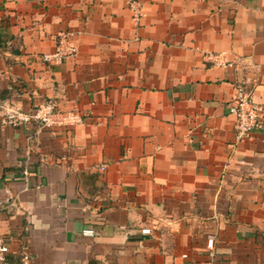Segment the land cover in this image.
<instances>
[{
  "label": "crops",
  "instance_id": "0c3cea01",
  "mask_svg": "<svg viewBox=\"0 0 264 264\" xmlns=\"http://www.w3.org/2000/svg\"><path fill=\"white\" fill-rule=\"evenodd\" d=\"M138 1L0 0V264H264V0ZM48 101L81 121H4Z\"/></svg>",
  "mask_w": 264,
  "mask_h": 264
},
{
  "label": "built area",
  "instance_id": "2783aa9c",
  "mask_svg": "<svg viewBox=\"0 0 264 264\" xmlns=\"http://www.w3.org/2000/svg\"><path fill=\"white\" fill-rule=\"evenodd\" d=\"M128 7L131 11L132 19L136 22L139 21L143 15L142 4L138 0H128ZM74 32L67 30L58 34L57 46L53 53L44 54L42 56L44 61H52L56 64L61 63L63 60L74 56L77 53V47L71 42ZM207 59L216 58L217 62L225 65L226 62L218 59V55L207 54ZM228 111L234 115V131L237 140L246 137L251 132L261 125V112L262 107L252 99L251 89L246 87L245 84L239 83L235 86V95L228 104ZM31 120L44 125H70L75 122H80L81 118L72 113H60L53 101H48L43 104H39L30 112H19L18 110L8 108L4 114V121L13 125L20 124L21 122L27 124ZM101 168H104L101 166ZM15 204V198L8 196L4 199H0V207H11ZM141 233L150 234L151 228H141ZM83 235L91 236L94 234L92 229L82 230ZM206 252L209 257H213L215 253L214 239L212 236H208L205 243ZM9 252L8 244L3 234L0 233V262H5L7 254ZM180 262L178 264H191L187 253L180 254Z\"/></svg>",
  "mask_w": 264,
  "mask_h": 264
}]
</instances>
